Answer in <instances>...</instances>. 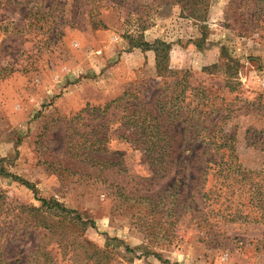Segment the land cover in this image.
I'll list each match as a JSON object with an SVG mask.
<instances>
[{
    "label": "rangeland",
    "instance_id": "374dc122",
    "mask_svg": "<svg viewBox=\"0 0 264 264\" xmlns=\"http://www.w3.org/2000/svg\"><path fill=\"white\" fill-rule=\"evenodd\" d=\"M156 39L169 44L165 65L175 73L159 72L153 49L138 47ZM185 86L184 140L194 123L206 127L202 135L220 130L234 138L237 162L259 170L264 0H0L6 261L95 264L92 248L77 245L87 239L105 250L100 264H264V223L243 218L245 211L228 215L234 211L220 205L222 197L215 203L202 196L210 178L206 144H183L178 128L174 149L182 143L189 150L157 172L117 137L123 102L111 101L125 89L148 107ZM83 146L100 160L74 154ZM37 198L56 200L94 225L80 230L54 210L34 215L21 208L39 207ZM38 246L46 258L33 254Z\"/></svg>",
    "mask_w": 264,
    "mask_h": 264
},
{
    "label": "trees",
    "instance_id": "16d2710c",
    "mask_svg": "<svg viewBox=\"0 0 264 264\" xmlns=\"http://www.w3.org/2000/svg\"><path fill=\"white\" fill-rule=\"evenodd\" d=\"M140 45V46H139ZM138 45L143 50L153 49L156 56V67L159 72H167L173 74L175 71L165 65L169 56L168 50L170 46L168 43L156 39L152 43L142 42ZM163 73L161 76H166ZM184 81V76L174 80V84ZM176 82V83H175ZM171 91L168 99L154 102L150 106L141 105L138 101V94L127 88L123 91L120 97L112 100L122 101V110L124 111L121 116L120 131L117 134L118 138L132 144L134 148L142 151L147 163L157 172H164L166 166L173 161H179L181 158L182 150H189L188 148L182 149V143L206 144L204 154L207 153L208 159L205 160V169L209 170L210 178L209 184L202 193L204 199H211L215 203L222 197L220 205L226 202L224 209L234 212H229L228 215L235 214V217L240 216L241 211H245L242 215L250 221L264 223V161L259 170H251L243 167L237 162V155L234 152V138L228 134L219 135L220 130H213L209 134L202 135L206 127L201 125L199 129L198 123H194L190 128V135L187 140H184L185 128L184 123L188 124L184 117V111H188L189 101L187 100L186 86L180 89L176 94ZM196 107L193 108V110ZM187 117V116H186ZM178 128L181 129L182 143L180 144L179 151L174 149L173 143L178 136ZM174 130V133L172 134ZM69 149H75L77 142L68 136ZM84 138V141H87ZM106 141L105 137L98 138V142ZM225 148V149H223ZM210 150L211 152L207 151ZM207 151V152H206ZM179 154L176 158V154ZM76 155L82 156L85 161L93 159L100 160V157L95 156V149L91 146H83L82 150H75ZM213 156V157H210ZM13 178L23 183L30 189L32 185L22 180L18 176ZM235 194V200L230 199ZM228 196V197H227ZM41 205L34 206H21V208L32 212V214H43L44 210H54L64 216H70L74 224L79 225L85 230V226L94 225V221L90 219L84 220L76 210L70 209L62 205L56 200H48L45 198H37ZM38 225L46 227L43 220H39ZM47 232H52L54 228H44ZM92 248V254L95 259V264H100L101 256H104L105 250L97 246L91 245L87 239H83L77 243L78 246L84 247L85 244ZM90 243V244H89ZM66 246V245H65ZM33 254L37 257H47V252L42 246L36 247ZM38 262L35 261V263ZM0 264H9L4 256L0 253ZM40 264H42L40 262ZM44 264V263H43ZM48 264H54L52 260H48Z\"/></svg>",
    "mask_w": 264,
    "mask_h": 264
}]
</instances>
